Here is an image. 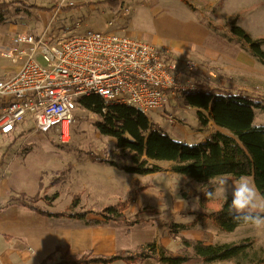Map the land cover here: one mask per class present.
Listing matches in <instances>:
<instances>
[{
    "label": "rangeland",
    "instance_id": "obj_1",
    "mask_svg": "<svg viewBox=\"0 0 264 264\" xmlns=\"http://www.w3.org/2000/svg\"><path fill=\"white\" fill-rule=\"evenodd\" d=\"M4 1L10 0H0ZM22 1L51 10L24 11L16 5L0 17V79L16 68L2 56L8 38L24 31L40 34L50 24L49 31L60 34L75 30L123 32L159 49L179 66L184 60L193 61L197 70L178 69L180 81L264 99V63L235 39L229 25L234 22L252 39L263 40L264 0H124L119 9H110L104 0ZM72 5L75 7L68 8ZM261 48L264 51V44ZM146 114L154 127L187 145L217 131L211 122L204 127L200 124L197 110L186 106L180 93L170 97L163 109ZM257 117H264V112L256 110ZM97 120L96 115L77 106L74 122L63 139L59 132L42 133L27 124H21L13 136H0V206L21 202L50 213L85 212L88 220L102 222L98 213L103 209L132 200L123 216L128 222L137 216L138 225L127 228L109 222L104 226L108 230L110 225L114 227L117 246L124 250L153 243L168 255L187 258L184 264H206L194 255V242L230 244L249 239L253 246L242 263L264 257V230L247 224L225 233L207 221L194 222L197 215L217 210L224 200L204 199L216 178L205 185L195 183L172 173L170 162H152L162 168L159 173H126L120 167L128 162L120 156L113 138L99 135L94 126ZM100 160L113 161L118 167ZM228 177L233 183L239 180ZM53 194L56 199L47 202ZM74 199L77 203L71 207ZM80 224L83 228L101 227ZM174 224L183 229L173 235ZM55 262L58 260L46 264ZM137 264L160 263L152 259Z\"/></svg>",
    "mask_w": 264,
    "mask_h": 264
},
{
    "label": "trees",
    "instance_id": "obj_2",
    "mask_svg": "<svg viewBox=\"0 0 264 264\" xmlns=\"http://www.w3.org/2000/svg\"><path fill=\"white\" fill-rule=\"evenodd\" d=\"M103 3L110 9H119L123 6L124 0H104ZM16 5L24 11L51 10L28 5L22 0H10L0 2V17L7 9ZM73 7L75 6L68 8ZM229 25L230 33L235 39L253 58L264 63V51L261 48L264 39H252L241 27L234 25V22H230ZM181 97L186 106L197 110V118L203 127L212 122L226 133L215 131L203 141L187 145L172 139L160 128L154 127L147 114L137 108L105 103L97 95L83 97L79 101V107L97 116L98 120L94 126L99 135L115 140L116 148L121 152L120 156L128 162L120 167L126 173L155 174L163 170L152 162H170L169 169L172 173L183 175L202 185L220 175H227L234 179L251 177L259 193L264 195V132L251 128L255 111L264 112V99H254L246 93H231L207 86H199L195 91L181 94ZM254 100L259 103H253ZM99 162L118 167V164L113 161L100 160ZM56 197L57 194H53L46 200L50 203ZM204 199L209 201L211 198L205 196ZM131 201L118 202L103 209L101 213H98V216L103 219L102 222L95 219L88 220L85 212L50 213L27 203L16 202V204L49 218L74 219L86 225H106L113 222L130 228L140 223L137 216L131 222L123 216V212L128 209ZM76 203L77 199H74L71 207ZM228 207V203L223 200L217 210L197 215L194 222L207 221L214 228L225 233H231L236 228L247 225L230 215ZM172 229L174 235L179 229H183V226L174 224ZM252 246L253 243L249 239L230 244L196 241L192 244V251L206 264L223 261L244 264L242 258L247 256ZM59 258L60 264H114L117 262L137 264L152 259H156L160 264H184L187 261V258L182 256L168 255L165 249L156 247L153 243L140 245L133 250H119L111 256H94L86 253L80 257H73L70 255L69 247L63 246L59 248ZM249 264H264V257Z\"/></svg>",
    "mask_w": 264,
    "mask_h": 264
},
{
    "label": "built area",
    "instance_id": "obj_3",
    "mask_svg": "<svg viewBox=\"0 0 264 264\" xmlns=\"http://www.w3.org/2000/svg\"><path fill=\"white\" fill-rule=\"evenodd\" d=\"M49 25L40 34L24 31L8 38L2 56L16 68L0 79V136H13L27 124L42 133L59 132L63 139L79 101L90 95L147 113L163 109L175 94L198 89L176 76L180 68L197 70L191 60L179 66L123 32L60 34Z\"/></svg>",
    "mask_w": 264,
    "mask_h": 264
},
{
    "label": "crops",
    "instance_id": "obj_4",
    "mask_svg": "<svg viewBox=\"0 0 264 264\" xmlns=\"http://www.w3.org/2000/svg\"><path fill=\"white\" fill-rule=\"evenodd\" d=\"M217 131L222 130L217 128ZM55 219L19 204L0 206V264H42L57 260L55 264H58L59 248L63 246L69 247L73 257L88 252L94 256H111L124 250L117 246L111 225V230L105 225L90 229L83 228L82 221Z\"/></svg>",
    "mask_w": 264,
    "mask_h": 264
},
{
    "label": "clouds",
    "instance_id": "obj_5",
    "mask_svg": "<svg viewBox=\"0 0 264 264\" xmlns=\"http://www.w3.org/2000/svg\"><path fill=\"white\" fill-rule=\"evenodd\" d=\"M253 103H259V101L254 100ZM251 128L264 132V117L255 118L251 122ZM213 184V187L204 192L206 198L223 197L229 205V214L236 220L254 229L264 230V195L259 193L252 181L247 177H241L233 183L227 175H220Z\"/></svg>",
    "mask_w": 264,
    "mask_h": 264
}]
</instances>
